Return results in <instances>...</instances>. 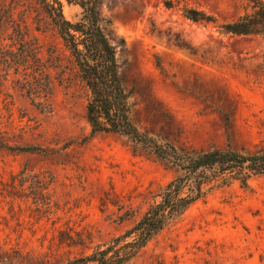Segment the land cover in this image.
I'll return each instance as SVG.
<instances>
[{
    "label": "rangeland",
    "instance_id": "rangeland-1",
    "mask_svg": "<svg viewBox=\"0 0 264 264\" xmlns=\"http://www.w3.org/2000/svg\"><path fill=\"white\" fill-rule=\"evenodd\" d=\"M246 0H99L142 129L187 149H264V39L220 32ZM214 15L193 21L184 9ZM78 5L64 7L74 18ZM71 52L36 0H0V261L91 253L159 199L175 169L113 132H92ZM128 264H264V175H221Z\"/></svg>",
    "mask_w": 264,
    "mask_h": 264
},
{
    "label": "trees",
    "instance_id": "trees-1",
    "mask_svg": "<svg viewBox=\"0 0 264 264\" xmlns=\"http://www.w3.org/2000/svg\"><path fill=\"white\" fill-rule=\"evenodd\" d=\"M57 27L73 56L77 73L87 92L86 118L92 132H113L125 136L135 149L147 151L168 162L176 176L161 190L150 208L120 235L98 245L91 253L52 264H128L156 235L181 217L204 194V186L225 174L248 184L251 177L264 175V149H187L177 147L131 118L130 91L124 85L116 48L101 26L99 0H36ZM78 5L74 18L65 15V5ZM184 15L193 21L217 23L204 10L189 7ZM220 32L230 35H258L264 39V0H246L245 11L234 19L218 23ZM0 149L15 153L36 152L34 146L10 145L0 137ZM0 264H17L0 261Z\"/></svg>",
    "mask_w": 264,
    "mask_h": 264
}]
</instances>
